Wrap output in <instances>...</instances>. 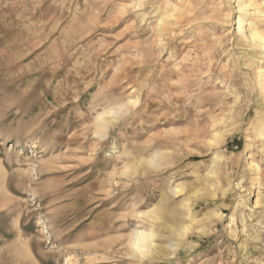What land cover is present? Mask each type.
<instances>
[{"label": "rangeland", "instance_id": "1", "mask_svg": "<svg viewBox=\"0 0 264 264\" xmlns=\"http://www.w3.org/2000/svg\"><path fill=\"white\" fill-rule=\"evenodd\" d=\"M185 1L0 0V264H264V0Z\"/></svg>", "mask_w": 264, "mask_h": 264}, {"label": "bare ground", "instance_id": "2", "mask_svg": "<svg viewBox=\"0 0 264 264\" xmlns=\"http://www.w3.org/2000/svg\"><path fill=\"white\" fill-rule=\"evenodd\" d=\"M186 1L184 0V3ZM187 3V2H186ZM189 4V2H188ZM191 4V3H190ZM192 5V4H191ZM165 21V20H164ZM239 22H240V25H239V29H241L242 27L246 26L248 24V19H247V16L246 15H243L242 17H240L239 19ZM248 30V34L246 35L247 38H249L254 44L255 43H258V41L260 43H264V37H262V34L259 32V30L257 28H254V27H249V29H246ZM243 35H245V33H243ZM120 110V109H118ZM114 111V110H113ZM123 112V111H122ZM104 117V116H103ZM101 117V119L103 118ZM176 192V191H175ZM158 219V218H156ZM106 225V224H105ZM153 225V224H152ZM151 225V226H152ZM173 231V230H172ZM103 233V232H102ZM154 233L151 232V233H146L145 231H139L136 233V237L135 239L133 240V243L134 245H138L139 246H144V248L146 246H150L152 243H153V237H154ZM154 248V247H153ZM149 248H147L146 251H149L148 250Z\"/></svg>", "mask_w": 264, "mask_h": 264}]
</instances>
